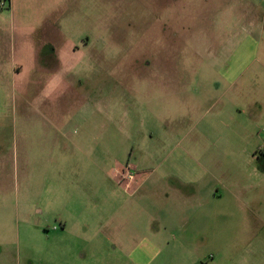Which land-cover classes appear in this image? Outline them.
<instances>
[{"label":"rangeland","instance_id":"374dc122","mask_svg":"<svg viewBox=\"0 0 264 264\" xmlns=\"http://www.w3.org/2000/svg\"><path fill=\"white\" fill-rule=\"evenodd\" d=\"M253 100L264 0H0V264H194L183 235L203 264H264ZM181 151L223 182L222 217L162 228L149 263L152 209L108 213L107 178Z\"/></svg>","mask_w":264,"mask_h":264},{"label":"crops","instance_id":"0c3cea01","mask_svg":"<svg viewBox=\"0 0 264 264\" xmlns=\"http://www.w3.org/2000/svg\"><path fill=\"white\" fill-rule=\"evenodd\" d=\"M249 108L250 121L255 124L256 129H260L257 122H264V104L253 100L249 102ZM174 153L169 152L162 161L157 164H147L144 167V173L146 171L149 173L147 176L140 177L138 186L140 190L136 194L128 195L125 190V192L122 190L124 185L107 178V181L112 182L109 185L110 194L106 202L108 213L112 209L111 214L121 218L129 208L137 213L152 209V225L156 224V228L153 229L154 241L141 239L142 242H138L139 247H136L137 250L141 249L142 260L143 258L144 261L149 259V263L156 261L161 255L157 247L161 242L159 234L162 228L170 233L181 230L179 234H186L189 231L188 226L200 217V230L205 232L210 220L212 225L216 226L218 219L222 217L225 196L222 194L223 182L210 174V167L207 166L209 164L197 161L187 151H181L179 158L173 159ZM257 167L264 171L263 165L257 163ZM209 175L213 177L209 179ZM252 185L255 188L260 186V184ZM145 203H150V206H145ZM111 221L113 223V219ZM121 221L122 224L117 223L120 225L118 229L121 225H125V220L121 219ZM110 237L113 239L112 236ZM206 242V238L194 240V238L190 239L183 235L181 240L169 241L167 245L169 248L171 245L177 248L178 244L181 250H185L186 255L188 250H191L188 253L189 260H193L194 264H203L199 256L200 252L195 251L194 253L192 248L193 246L201 248ZM136 249L133 253L137 252ZM143 250L146 251L143 252Z\"/></svg>","mask_w":264,"mask_h":264},{"label":"built area","instance_id":"2783aa9c","mask_svg":"<svg viewBox=\"0 0 264 264\" xmlns=\"http://www.w3.org/2000/svg\"><path fill=\"white\" fill-rule=\"evenodd\" d=\"M116 174L119 177L120 183L124 185L128 191H133L135 187L139 186L140 173L135 174V172L130 170L129 166H126L123 170H117Z\"/></svg>","mask_w":264,"mask_h":264}]
</instances>
